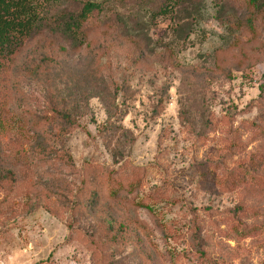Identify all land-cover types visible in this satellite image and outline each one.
<instances>
[{
    "label": "rangeland",
    "instance_id": "obj_1",
    "mask_svg": "<svg viewBox=\"0 0 264 264\" xmlns=\"http://www.w3.org/2000/svg\"><path fill=\"white\" fill-rule=\"evenodd\" d=\"M27 1L54 26L66 6ZM145 8L106 1L77 51L38 35L0 72V264H264V169L225 186L264 154L255 5L200 0L154 25ZM92 166L137 168V190L85 209Z\"/></svg>",
    "mask_w": 264,
    "mask_h": 264
},
{
    "label": "trees",
    "instance_id": "obj_2",
    "mask_svg": "<svg viewBox=\"0 0 264 264\" xmlns=\"http://www.w3.org/2000/svg\"><path fill=\"white\" fill-rule=\"evenodd\" d=\"M128 3L137 7H148L149 23L155 24L159 17L173 19L177 11L187 4H198L200 0H64L66 6L57 12L55 26L44 20L39 11L27 0H0V72H3L26 45L36 36L45 35L59 40L72 51H77L88 37L92 27L100 21L104 3ZM255 5L254 14L260 17L259 27L264 29V0H249ZM146 9V8H145ZM108 27L114 34L146 48L150 39L147 27L138 16L112 14L107 19ZM51 116L56 122L66 121L68 112L53 108ZM46 119V118H44ZM103 125L102 128H105ZM73 127V126H71ZM70 131L74 128L66 127ZM66 131L65 129H63ZM254 154L252 160L241 171L230 173L225 180L226 187H236L248 177L264 169V154ZM86 170L90 176L82 184V202L85 209L102 200L121 201V195H132L139 182L138 169L130 175L106 167L92 166ZM259 178V177H256ZM12 183H16L15 181ZM132 196L130 197V199Z\"/></svg>",
    "mask_w": 264,
    "mask_h": 264
}]
</instances>
